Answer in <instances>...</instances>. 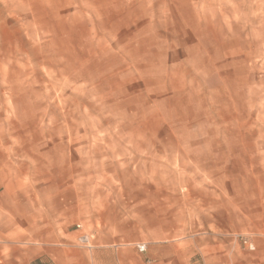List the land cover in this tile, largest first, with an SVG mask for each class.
<instances>
[{"label":"rangeland","instance_id":"rangeland-1","mask_svg":"<svg viewBox=\"0 0 264 264\" xmlns=\"http://www.w3.org/2000/svg\"><path fill=\"white\" fill-rule=\"evenodd\" d=\"M0 173L45 243L264 264V0H0Z\"/></svg>","mask_w":264,"mask_h":264},{"label":"crops","instance_id":"crops-1","mask_svg":"<svg viewBox=\"0 0 264 264\" xmlns=\"http://www.w3.org/2000/svg\"><path fill=\"white\" fill-rule=\"evenodd\" d=\"M7 183L3 180L0 173V190ZM11 195L8 190L0 193V214H10L9 209H14L11 205ZM17 212L10 215L21 217L22 222L18 224L5 223L0 224V240L2 247L8 245L9 239L20 238L21 233H34L33 243L19 244L23 248V256L18 258V264H170L168 258L159 259L157 262H151L146 258L139 256L134 249H123L112 243L95 244L92 249H85L77 246L71 240L59 241V244L45 243L41 240L43 232L40 224H26L27 212L25 205L17 206ZM14 212V211H13ZM40 211L36 215L40 216ZM48 231H51L48 229ZM74 238V235H71ZM39 239V240H36ZM44 241V242H43ZM20 248V247H19ZM21 249V248H20Z\"/></svg>","mask_w":264,"mask_h":264},{"label":"built area","instance_id":"built-area-1","mask_svg":"<svg viewBox=\"0 0 264 264\" xmlns=\"http://www.w3.org/2000/svg\"><path fill=\"white\" fill-rule=\"evenodd\" d=\"M138 250L141 252V253H144L147 251V247L146 245L142 244V245H138Z\"/></svg>","mask_w":264,"mask_h":264}]
</instances>
